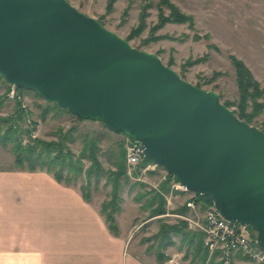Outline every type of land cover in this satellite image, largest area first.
Listing matches in <instances>:
<instances>
[{
    "label": "water",
    "instance_id": "water-1",
    "mask_svg": "<svg viewBox=\"0 0 264 264\" xmlns=\"http://www.w3.org/2000/svg\"><path fill=\"white\" fill-rule=\"evenodd\" d=\"M0 76L140 142L264 251V132L67 0H0Z\"/></svg>",
    "mask_w": 264,
    "mask_h": 264
},
{
    "label": "rangeland",
    "instance_id": "rangeland-1",
    "mask_svg": "<svg viewBox=\"0 0 264 264\" xmlns=\"http://www.w3.org/2000/svg\"><path fill=\"white\" fill-rule=\"evenodd\" d=\"M67 1L80 12L99 21L107 30L128 41L133 48L159 57L165 66L174 70L183 80L205 91L216 93L221 103L228 106L237 117L241 114L240 94L236 71L230 57L235 56L242 60L264 89V0H170L182 12L194 16V29H190L187 24L170 23L154 33L153 29L159 24V0H116L110 11L109 0ZM145 6V27L136 32L140 27V18ZM168 13L166 10V14ZM203 59L206 60L188 65L189 62ZM12 90L13 86L0 80V97L5 98L0 115H10L17 103L21 105L24 111L23 129L29 131V134H24V145L39 140L57 141V135L61 131L67 134V139L70 140L67 144L69 149L78 156L87 138L99 139V159L106 172L117 170L120 147L125 150L126 173L130 181L127 184L123 182L120 190L121 212L116 215V220L120 216L122 226L125 223L135 226L132 237L139 254L148 256L154 264H163L157 261L155 251L147 252L150 246L155 247L151 239L159 232L162 223L179 225L183 222L187 225L188 232L199 233L191 229L186 218L199 221L210 207L204 208L198 203L203 209L197 214L184 210L186 196L172 192V180L167 177V172L162 167L146 171L151 163L139 167L130 166L125 135L111 133L99 122L78 121L67 113L53 112L43 120L42 112L52 107L51 104L30 91L20 93L16 90L17 98L12 99L9 97ZM258 102L262 103V99ZM250 104L245 113L249 114L252 120L250 124L245 122L264 132V110L256 114ZM10 156L13 159L11 149L0 145V158L5 159L4 168L11 167ZM89 166L90 163L85 161V167ZM85 183V178L81 177L77 184L73 185L80 189ZM164 183L167 184V192L162 190ZM111 190L104 178L97 190L92 186L89 191L90 201L101 204L102 208L103 203L110 200ZM151 191H156L165 199L164 215L150 218L149 210H143L142 205L148 201L146 197ZM141 196H146V199L138 202ZM249 232L253 239L257 238L255 232ZM174 242V246L164 252L169 257L168 262L164 264H192L193 257L187 254V243L183 242L182 237H174ZM208 251L207 264H219V253L209 249ZM233 264L258 263L237 255Z\"/></svg>",
    "mask_w": 264,
    "mask_h": 264
},
{
    "label": "crops",
    "instance_id": "crops-1",
    "mask_svg": "<svg viewBox=\"0 0 264 264\" xmlns=\"http://www.w3.org/2000/svg\"><path fill=\"white\" fill-rule=\"evenodd\" d=\"M14 160L4 168L0 158V264H154L138 253L135 226L119 216L114 235L101 204L79 187L16 169Z\"/></svg>",
    "mask_w": 264,
    "mask_h": 264
},
{
    "label": "trees",
    "instance_id": "trees-1",
    "mask_svg": "<svg viewBox=\"0 0 264 264\" xmlns=\"http://www.w3.org/2000/svg\"><path fill=\"white\" fill-rule=\"evenodd\" d=\"M116 0H109L108 11L112 10L113 4ZM159 24L153 29V33L164 28L167 24L188 25L190 29H194L195 18L192 15L185 14L178 6L173 4L170 0H159ZM166 10L169 11L166 14ZM147 7L145 6L141 15V24L136 32H140L145 27ZM209 39L208 36H206ZM198 40V37H196ZM197 60L189 62L188 65H195L205 61ZM230 60L236 71L237 84L239 88L240 100L239 106L241 114L238 116L241 120L247 121L249 124L252 117L245 113L249 104L256 114H260L264 110V89L261 88L260 83L254 78L251 70L246 64L231 56ZM0 80L5 82L2 76ZM6 83V82H5ZM20 93L23 91L17 89ZM36 94V93H35ZM37 97L41 98L38 94ZM262 99V103H259ZM5 98L0 97V113L4 107ZM52 105L42 112V119L51 113L61 114L67 113L64 109H60L55 104L48 102ZM228 107V106H227ZM235 114V113H234ZM236 115V114H235ZM72 116V115H71ZM76 118V117H75ZM78 121H86L76 118ZM24 124V111L21 109L19 103L16 104L13 113L10 115H0V145L5 148L11 149L14 155V167L19 170L29 172H46L54 176L55 180L59 183L66 185H76L79 178L84 177L86 180L85 185H82L80 190L86 201H90L89 191L92 186L97 190L100 182L105 178L107 184L111 186L110 200L103 203L101 214L105 218V222L109 230L114 234H119L116 215L121 212V197L120 190L123 187V182L129 183V178L126 173V154L125 150L120 147L119 158L116 163V171L106 172L99 159L101 152L98 147L99 139H89L84 142L81 153L76 156L68 147L67 134L59 131L57 141L46 142L39 140L31 142L27 145L23 143L24 134H29V131L23 129ZM122 134V133H118ZM85 161L90 163L88 168L85 167ZM146 163H151L146 159ZM172 180L174 177L169 176ZM164 192L168 191L167 184L162 185ZM197 203H201L204 208L214 206L213 202L202 195L197 194ZM146 197V196H145ZM141 196L137 201L142 202L147 198L148 201L142 205L143 210H149L150 218H155L166 213V202L163 196L156 191H151L147 197ZM187 210V209H184ZM249 230L254 233L250 228ZM174 237H182L183 242L187 243V254L193 257L192 264H207L209 261V251L204 244V235L201 233H190L187 231V225L181 222L179 225H168L162 223L159 232L153 236L151 240L154 241L155 247L150 246L147 252L155 251L156 258L159 263H166L169 257L164 253L169 247L174 246ZM218 254V253H217ZM216 254V255H217ZM223 264V263H219Z\"/></svg>",
    "mask_w": 264,
    "mask_h": 264
},
{
    "label": "built area",
    "instance_id": "built-area-1",
    "mask_svg": "<svg viewBox=\"0 0 264 264\" xmlns=\"http://www.w3.org/2000/svg\"><path fill=\"white\" fill-rule=\"evenodd\" d=\"M13 88L9 97L15 99L17 98V89ZM126 138L129 165L133 167L144 165L146 158L141 143L129 137ZM157 168L159 166L151 162L146 171H154ZM167 177H169L168 174ZM171 189L172 192L180 196H186L187 202L184 207L191 213L197 214L200 209H203L202 205L196 201L197 194L189 191L175 178L172 179ZM186 221L190 224L191 229L204 235L205 246L211 252L219 253L220 261L223 264H233L237 255H242L258 264H264V251L260 248L257 238H252L249 228L225 219L215 206L205 211L201 220L186 218Z\"/></svg>",
    "mask_w": 264,
    "mask_h": 264
}]
</instances>
